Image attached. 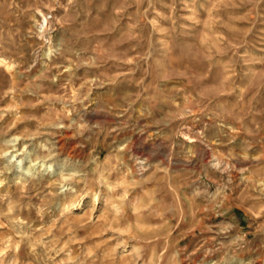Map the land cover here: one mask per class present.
<instances>
[{
	"label": "rangeland",
	"instance_id": "1",
	"mask_svg": "<svg viewBox=\"0 0 264 264\" xmlns=\"http://www.w3.org/2000/svg\"><path fill=\"white\" fill-rule=\"evenodd\" d=\"M0 264H264V0H0Z\"/></svg>",
	"mask_w": 264,
	"mask_h": 264
},
{
	"label": "bare ground",
	"instance_id": "2",
	"mask_svg": "<svg viewBox=\"0 0 264 264\" xmlns=\"http://www.w3.org/2000/svg\"><path fill=\"white\" fill-rule=\"evenodd\" d=\"M138 163V162H137Z\"/></svg>",
	"mask_w": 264,
	"mask_h": 264
}]
</instances>
